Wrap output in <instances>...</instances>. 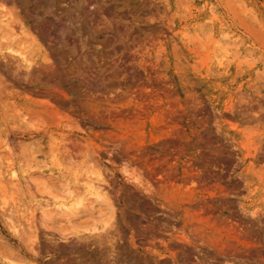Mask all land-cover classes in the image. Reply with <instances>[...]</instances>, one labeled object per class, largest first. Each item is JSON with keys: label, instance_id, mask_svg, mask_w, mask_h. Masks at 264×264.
Masks as SVG:
<instances>
[{"label": "rangeland", "instance_id": "rangeland-1", "mask_svg": "<svg viewBox=\"0 0 264 264\" xmlns=\"http://www.w3.org/2000/svg\"><path fill=\"white\" fill-rule=\"evenodd\" d=\"M143 1L0 0V264H264V57L223 0Z\"/></svg>", "mask_w": 264, "mask_h": 264}, {"label": "bare ground", "instance_id": "bare-ground-1", "mask_svg": "<svg viewBox=\"0 0 264 264\" xmlns=\"http://www.w3.org/2000/svg\"><path fill=\"white\" fill-rule=\"evenodd\" d=\"M143 1V0H142ZM148 1H150V0H148ZM147 0H146V2L145 3H147L148 2ZM186 1H189V0H182L181 1V4H182V2H184L183 4H185L186 3ZM224 1V3L229 7V11L232 13V20H233V24H234V26H235V28H237L239 31H241L244 35H245V37L250 41V42H252V44H253V46H255L256 48H257V50L258 51H260L261 53H262V55H263V57H264V18H263V13L260 11V6H259V1L260 0H256V1H252V0H223ZM180 2V1H179ZM193 2V1H192ZM222 2V1H221ZM143 3H144V1H143ZM142 4V3H141ZM150 4V3H149ZM177 4H179V3H177ZM183 4H182V6H183ZM186 4H188V3H186ZM148 5V4H147ZM264 5V4H263ZM144 6H145V4H144ZM263 7V6H262ZM168 8V7H167ZM228 9V8H227ZM167 11V10H166ZM165 11V12H166ZM129 12V11H128ZM224 12V11H223ZM129 14V13H128ZM176 14V13H175ZM228 14V13H227ZM174 17V16H173ZM213 18V17H212ZM168 19V18H167ZM172 20H173V18H171ZM171 19L169 20V22L171 21ZM217 19V18H216ZM124 20V19H123ZM130 21V20H129ZM133 21V20H132ZM132 21H130V23H131V25H129L128 24V26L130 27V28H132V26H133V23H132ZM134 21H135V19H134ZM158 21V20H157ZM51 22V24L50 25H52L53 26V24H54V21H50ZM150 22V21H149ZM163 22H165V20L163 21ZM163 22H160V24H162ZM167 22V21H166ZM209 22V21H208ZM219 23V22H218ZM124 24V23H123ZM165 25L166 24H168V23H164ZM170 24L171 23H169V28L171 27L170 26ZM135 25H136V21H135ZM137 25H139V24H137ZM172 25V24H171ZM127 26V25H126ZM164 26V25H163ZM173 26V25H172ZM129 27H127L128 29H129ZM165 27V26H164ZM167 28H168V25H167ZM168 28V29H169ZM172 28V27H171ZM133 31H135V30H133ZM140 31V30H139ZM219 31V30H218ZM143 32V31H142ZM201 32V31H200ZM9 33V32H8ZM115 33V32H114ZM118 33V32H117ZM145 33V32H144ZM154 34H155V32H153ZM161 33V32H160ZM159 33V34H160ZM11 34V33H10ZM143 34V33H142ZM158 34V35H159ZM227 34V33H226ZM3 35V34H2ZM6 36H7V34H5ZM9 35V34H8ZM12 35V34H11ZM185 35H187V34H185ZM198 35V34H197ZM221 35V34H220ZM4 36V35H3ZM147 36V35H146ZM154 36V35H153ZM156 36H157V34H156ZM225 36H227V35H225ZM8 37V36H7ZM155 37V36H154ZM28 38V37H27ZM117 38V37H116ZM148 38V37H147ZM153 37H152V35H151V39H152ZM158 38V37H157ZM190 38V37H189ZM206 38V37H205ZM225 38V37H224ZM29 39V38H28ZM119 39V38H118ZM150 39V40H151ZM154 39H156V38H154ZM12 40H13V37H12ZM207 40V39H206ZM214 40V39H213ZM30 41H31V39H30ZM158 41V40H157ZM195 42L196 40H193L192 39V42ZM6 42V41H5ZM139 42H142V41H140L139 40ZM174 42V41H173ZM197 42V41H196ZM200 42V41H199ZM198 42V43H199ZM211 42H213V41H211ZM229 42V41H228ZM8 43H9V41H8ZM138 43V42H137ZM190 43V42H189ZM232 43H233V40H232ZM249 43V42H248ZM10 44V43H9ZM201 44V43H200ZM213 44V43H212ZM242 44V43H241ZM40 45V44H39ZM39 45H36L37 47L39 46ZM128 45H129V41H128ZM128 45H127V47H128ZM137 45V44H136ZM145 45V44H144ZM36 46H33V44L31 43V42H29V41H27V40H25V39H22V40H14L13 42H12V44H11V46L8 48V50H10L11 52H14V53H16V54H18L20 57H22V59L24 60V62H26V63H29L30 64V61H31V59L33 60V58H36V59H38V57L40 56L41 57V53H40V55H39V52L41 51L40 49H38ZM118 46V45H117ZM222 46V45H221ZM233 46V45H232ZM126 47V49L127 50H129V48H127ZM229 47V46H228ZM239 47V46H238ZM118 51H121V48H120V46L119 47H117L116 48ZM132 49V48H131ZM141 49V48H140ZM197 49V48H196ZM127 50H126V52H124L123 53V57L122 58H120V59H118V60H116V65H117V69L115 68V72H117L116 74H118V75H120V73H122V72H120V71H118V69L121 67V64L123 63V62H125V61H129V60H132V56H130V53H132V52H127ZM145 50V49H144ZM191 50V49H190ZM199 50V49H198ZM210 50V49H209ZM141 51H142V49H141ZM224 51H225V49H224ZM211 52V51H210ZM213 53H214V51H212ZM236 54V53H235ZM238 54V53H237ZM116 55V54H115ZM43 56H45L44 54H43ZM42 56V57H43ZM119 56V55H118ZM204 56H206V55H204ZM208 56V55H207ZM50 57V56H49ZM237 57H238V55H237ZM44 58V57H43ZM48 58V57H47ZM119 58V57H118ZM207 58V57H206ZM35 59V60H36ZM247 59V58H246ZM34 60V61H35ZM204 60V59H203ZM213 60V59H212ZM44 61V60H43ZM228 61V60H227ZM32 62V61H31ZM136 62V61H135ZM208 62H209V60H208ZM242 62V61H241ZM255 62V61H254ZM34 63V62H33ZM240 63V62H239ZM244 63H245V61H244ZM252 64V63H251ZM254 64V63H253ZM146 65H147V63H146ZM146 65H144V64H141L138 68H129L128 66H127V68H128V70L127 69H125V71L124 72H126L127 73V75H126V78L124 79L125 80V82H127L128 84H130V88H134V86H136L135 85V82H136V79L138 78L137 76L140 74V71H143L144 73L145 72H147V69L148 68H146ZM153 65V64H152ZM155 65V64H154ZM153 65V68H155V66ZM230 65V64H229ZM246 65H247V63H246ZM201 66V65H200ZM209 67V66H208ZM150 68V67H149ZM121 69V68H120ZM119 69V70H120ZM157 69V68H156ZM209 69V68H208ZM139 70V71H138ZM155 70V69H154ZM150 71V70H149ZM256 71V70H255ZM259 71V70H258ZM262 72V71H261ZM111 73V72H110ZM264 73V72H263ZM114 74V73H113ZM225 74H226V71H225ZM256 74H257V71H256ZM259 74V73H258ZM115 75V74H114ZM148 75H150V74H148ZM242 75V74H241ZM264 76V75H263ZM117 77H119V76H117L116 75V78ZM146 77H148V76H146ZM256 77H258V75L256 76ZM143 78V77H142ZM263 79H264V77H263ZM121 80V79H120ZM151 81H153V80H151ZM120 82V81H119ZM171 82V81H170ZM259 82V81H258ZM122 83V82H121ZM123 83H124V81H123ZM122 83V84H123ZM138 84H139V82H137ZM234 83V82H233ZM126 84V83H125ZM128 84H126V85H128ZM134 85V86H133ZM146 85V84H145ZM108 86V85H107ZM122 86V85H121ZM133 86V87H132ZM118 87V86H117ZM126 87H128V86H126ZM128 87V88H129ZM137 87V86H136ZM139 87V86H138ZM143 87V86H142ZM57 88V87H56ZM114 88V87H113ZM123 88V87H122ZM105 89V88H104ZM111 89V88H110ZM109 89V90H110ZM118 88H116V90H117ZM55 90V89H54ZM57 90V89H56ZM62 90V89H61ZM129 90V89H128ZM134 90V89H133ZM132 90V91H133ZM57 91H59V90H57ZM236 91V90H235ZM124 92V91H123ZM116 93H117V91H116ZM119 93H121V92H119ZM128 93V92H127ZM129 93H132L131 91L129 92ZM257 93V92H256ZM111 94V93H110ZM124 93H122V95H123ZM259 94V93H258ZM117 95V94H116ZM120 95V94H119ZM130 95V94H129ZM243 95V94H242ZM125 96V95H124ZM128 96V95H127ZM258 96V95H257ZM123 97V96H122ZM131 97H132V95H131ZM135 97V96H134ZM249 97V96H248ZM248 97H247V99H248ZM120 98V97H119ZM126 98V97H125ZM136 98V97H135ZM115 99H117V98H115ZM113 100H114V98H113ZM134 100V99H133ZM251 100V99H250ZM253 102V101H252ZM255 102V101H254ZM51 105V104H50ZM53 105V104H52ZM230 105V104H229ZM170 106V105H169ZM173 107V106H172ZM262 109L263 108H261V113H262ZM29 113H31L32 112V109H29V111H28ZM233 112V111H232ZM259 113V112H258ZM140 116V115H139ZM157 116V115H156ZM154 118V117H153ZM157 119V118H156ZM161 119V118H160ZM159 119V120H160ZM157 122V121H156ZM128 132V131H127ZM157 138V137H156ZM155 138V139H156ZM154 140V139H153ZM158 140V139H157ZM248 155V154H247ZM246 155V156H247ZM14 177L16 176V175H13ZM91 183V182H90ZM95 184V183H94ZM94 184H92L93 186V189L92 190H95L94 192H93V194L95 193V195H96V198L98 199V201H99V203L100 202H102V201H104L105 199H104V195H102L103 193H101L100 191L101 190H103L104 188H102L100 185L98 186V185H94ZM88 189V188H87ZM67 193H69V192H67ZM69 194H67V196H68ZM58 198V197H57ZM95 198V199H96ZM53 199V198H52ZM85 201V200H84ZM50 203V202H49ZM82 201H79V202H73L71 205H63V204H61V205H63V206H65L67 209H69V210H75L76 211V213L77 212H79V210H82V207L81 206H83L82 205ZM102 203H105V201L104 202H102ZM52 204H50V206H51ZM45 207H49V205H47V206H45ZM78 207V208H77ZM80 207H81V209H80ZM40 208H44V207H40ZM48 210V209H47ZM78 210V211H77ZM44 210H42V212H43ZM71 216V215H70ZM153 250V249H152ZM152 252V251H151ZM148 263V262H147Z\"/></svg>", "mask_w": 264, "mask_h": 264}]
</instances>
